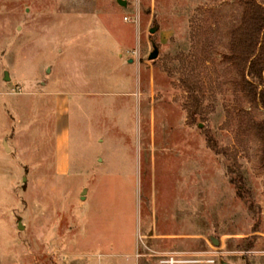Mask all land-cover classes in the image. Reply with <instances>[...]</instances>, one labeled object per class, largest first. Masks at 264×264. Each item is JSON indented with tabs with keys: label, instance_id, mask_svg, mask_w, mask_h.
<instances>
[{
	"label": "rangeland",
	"instance_id": "rangeland-1",
	"mask_svg": "<svg viewBox=\"0 0 264 264\" xmlns=\"http://www.w3.org/2000/svg\"><path fill=\"white\" fill-rule=\"evenodd\" d=\"M122 1L0 0V264H264L241 0Z\"/></svg>",
	"mask_w": 264,
	"mask_h": 264
},
{
	"label": "trees",
	"instance_id": "trees-1",
	"mask_svg": "<svg viewBox=\"0 0 264 264\" xmlns=\"http://www.w3.org/2000/svg\"><path fill=\"white\" fill-rule=\"evenodd\" d=\"M244 7L242 24L235 32L233 60L239 65L243 76V87L249 101L264 108V0H241ZM260 139L264 157V120L252 125ZM241 174L238 177L242 194Z\"/></svg>",
	"mask_w": 264,
	"mask_h": 264
},
{
	"label": "water",
	"instance_id": "water-1",
	"mask_svg": "<svg viewBox=\"0 0 264 264\" xmlns=\"http://www.w3.org/2000/svg\"><path fill=\"white\" fill-rule=\"evenodd\" d=\"M118 2L121 4V5H126V2L125 1H122V0H118ZM156 31V28H152L150 29V33H155ZM158 57V49L156 48V46H154V51L152 53H150L149 55V59L150 60H154ZM128 63H132V59L128 60L127 61ZM6 79L8 80V76L6 77ZM85 192V191H84ZM84 198V197H83ZM20 228H21V225H20ZM213 242L218 245V241L216 240H213Z\"/></svg>",
	"mask_w": 264,
	"mask_h": 264
},
{
	"label": "crops",
	"instance_id": "crops-1",
	"mask_svg": "<svg viewBox=\"0 0 264 264\" xmlns=\"http://www.w3.org/2000/svg\"><path fill=\"white\" fill-rule=\"evenodd\" d=\"M181 146V141H179V143H174V147H175V149H177V147H180ZM165 151L167 152L166 153V155L167 156H169L170 155V157L172 158V159H176V154L174 155V152L175 151H173L171 148H167V149H165ZM176 175V174H175ZM176 177V176H175Z\"/></svg>",
	"mask_w": 264,
	"mask_h": 264
}]
</instances>
